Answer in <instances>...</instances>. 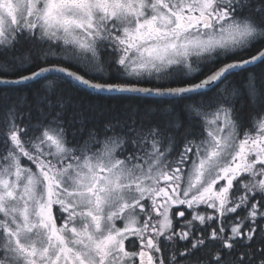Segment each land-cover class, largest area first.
<instances>
[{
  "label": "snow or ice",
  "instance_id": "1",
  "mask_svg": "<svg viewBox=\"0 0 264 264\" xmlns=\"http://www.w3.org/2000/svg\"><path fill=\"white\" fill-rule=\"evenodd\" d=\"M0 264H264V0H0Z\"/></svg>",
  "mask_w": 264,
  "mask_h": 264
},
{
  "label": "trees",
  "instance_id": "2",
  "mask_svg": "<svg viewBox=\"0 0 264 264\" xmlns=\"http://www.w3.org/2000/svg\"><path fill=\"white\" fill-rule=\"evenodd\" d=\"M254 71L256 73H260L262 69L256 68L254 69ZM245 75L247 74L243 73L240 75L229 77V81L231 83L228 84V82H226L227 86L228 87L240 86V82L243 80V77ZM42 83L40 85H37L33 82H28L26 86H19L17 89L18 94L21 96H29V98H31L30 90L41 88ZM59 83L61 86V90L66 94V96L74 98V103L76 105L83 106L85 108L91 107L97 112L98 114V120L96 121L97 123H99V120L104 119L111 112L116 110L123 111L127 109L129 106L139 107L141 109V112H144L149 108H155L156 105L154 101L160 99L155 97H144L139 95H126V94H123L122 98L120 99H110L108 98V94H97L89 89L83 88V86H78L76 85V83L67 79L60 81ZM224 86L225 85H221V87ZM209 95H211V93H209ZM197 99L200 98L197 97ZM190 102L191 101H187V102L177 101L175 105V115L184 124L185 127H189L190 125L195 123V121L188 115L185 109V103H190ZM165 107H169V105H165ZM148 118L152 120L166 121V117L155 113ZM191 130L199 131L198 128H192Z\"/></svg>",
  "mask_w": 264,
  "mask_h": 264
},
{
  "label": "water",
  "instance_id": "3",
  "mask_svg": "<svg viewBox=\"0 0 264 264\" xmlns=\"http://www.w3.org/2000/svg\"><path fill=\"white\" fill-rule=\"evenodd\" d=\"M71 81V80H70ZM74 82V81H72ZM75 83V82H74ZM90 90V89H89ZM109 95V94H108ZM111 95H114V94H111ZM126 95H139V96H142L141 94H126Z\"/></svg>",
  "mask_w": 264,
  "mask_h": 264
}]
</instances>
